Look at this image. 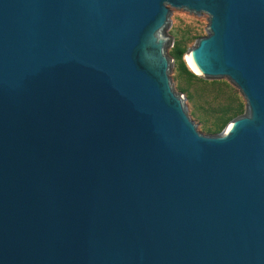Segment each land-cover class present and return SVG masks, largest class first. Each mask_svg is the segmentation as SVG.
<instances>
[{
	"label": "water",
	"instance_id": "1",
	"mask_svg": "<svg viewBox=\"0 0 264 264\" xmlns=\"http://www.w3.org/2000/svg\"><path fill=\"white\" fill-rule=\"evenodd\" d=\"M185 59L244 113L203 135ZM0 264H264V0H0Z\"/></svg>",
	"mask_w": 264,
	"mask_h": 264
},
{
	"label": "rangeland",
	"instance_id": "2",
	"mask_svg": "<svg viewBox=\"0 0 264 264\" xmlns=\"http://www.w3.org/2000/svg\"><path fill=\"white\" fill-rule=\"evenodd\" d=\"M170 13L171 24L165 33L172 37V45L166 49L167 56L172 59L171 85L184 97L187 115L197 131L203 135L219 134L231 120L244 113L245 102L226 80L200 78L184 60L196 38L207 35L203 28L207 26L208 16L188 15L186 11L174 9H170ZM175 50L182 52L180 60L174 56Z\"/></svg>",
	"mask_w": 264,
	"mask_h": 264
},
{
	"label": "trees",
	"instance_id": "3",
	"mask_svg": "<svg viewBox=\"0 0 264 264\" xmlns=\"http://www.w3.org/2000/svg\"><path fill=\"white\" fill-rule=\"evenodd\" d=\"M174 56L176 57V59L180 60L182 58V52L175 50ZM183 69H184V71H186L185 67Z\"/></svg>",
	"mask_w": 264,
	"mask_h": 264
},
{
	"label": "bare ground",
	"instance_id": "4",
	"mask_svg": "<svg viewBox=\"0 0 264 264\" xmlns=\"http://www.w3.org/2000/svg\"><path fill=\"white\" fill-rule=\"evenodd\" d=\"M184 60H185V62L187 63V61H186V59H185V56H184ZM187 65H188V63H187ZM189 66V65H188ZM190 68V67H189ZM191 69V68H190Z\"/></svg>",
	"mask_w": 264,
	"mask_h": 264
}]
</instances>
